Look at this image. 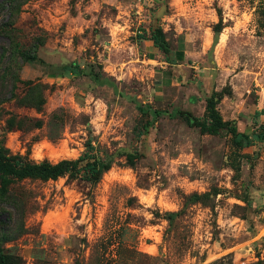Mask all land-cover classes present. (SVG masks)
I'll list each match as a JSON object with an SVG mask.
<instances>
[{
  "label": "rangeland",
  "instance_id": "obj_1",
  "mask_svg": "<svg viewBox=\"0 0 264 264\" xmlns=\"http://www.w3.org/2000/svg\"><path fill=\"white\" fill-rule=\"evenodd\" d=\"M213 91L210 134L178 111ZM1 95L11 153L115 154L93 185L15 184L24 264H264V0H0Z\"/></svg>",
  "mask_w": 264,
  "mask_h": 264
},
{
  "label": "trees",
  "instance_id": "obj_2",
  "mask_svg": "<svg viewBox=\"0 0 264 264\" xmlns=\"http://www.w3.org/2000/svg\"><path fill=\"white\" fill-rule=\"evenodd\" d=\"M150 40L153 46L168 52V46L163 38L162 31L156 28L152 31ZM36 47L32 46L27 58L35 59ZM93 77V73H90ZM220 93L213 91L206 99L205 112L202 117H196L191 112L180 110L179 116L192 126L198 127L201 132L215 134L224 127V120L217 108ZM8 97L0 96V103ZM137 136L141 128L137 127ZM233 131V129H232ZM244 140L248 138L242 135ZM256 137L264 140V131ZM113 152L103 150L91 138L85 142L84 150L75 158H62L52 161L47 158L34 160L27 154L11 153L0 138V264H24L22 255L14 251L10 242L17 240L24 233V227H13V210L23 208V198L15 192V184L27 179L55 180L62 177L84 180L96 184L102 175L114 163ZM21 216V215H20ZM22 217V216H21ZM15 220V219H14ZM39 260V258H38ZM48 263V260H44Z\"/></svg>",
  "mask_w": 264,
  "mask_h": 264
}]
</instances>
